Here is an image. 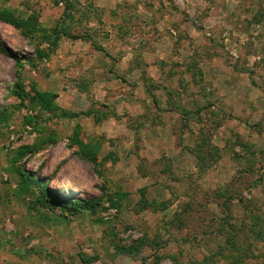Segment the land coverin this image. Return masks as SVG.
<instances>
[{
	"label": "rangeland",
	"instance_id": "obj_1",
	"mask_svg": "<svg viewBox=\"0 0 264 264\" xmlns=\"http://www.w3.org/2000/svg\"><path fill=\"white\" fill-rule=\"evenodd\" d=\"M0 12V264H264V0Z\"/></svg>",
	"mask_w": 264,
	"mask_h": 264
},
{
	"label": "trees",
	"instance_id": "obj_2",
	"mask_svg": "<svg viewBox=\"0 0 264 264\" xmlns=\"http://www.w3.org/2000/svg\"><path fill=\"white\" fill-rule=\"evenodd\" d=\"M33 20H31V21H33ZM0 21L6 23L8 25L14 26L16 28L20 27L19 21H17L15 19V17L12 14L8 13V12H0ZM53 33H54V37H55L54 38V47H56L59 44L60 40H61V36L65 37V38H66V36H65V34L63 32H61L59 30V28L56 29ZM0 52H2L3 54H5V55H7L9 57H13L11 55V53L7 49H5V47L2 46L1 44H0ZM39 57H43V54H39ZM21 83H22V79L18 78V82L16 84V88H17V91H19L20 93L23 92L22 91L23 87H22ZM34 94H35V96H34L35 100H34L33 103H35V106H37L43 112L50 113L52 111V106L54 104V101L58 98V96L47 94V93H42V92H35ZM73 117L77 118V116H73ZM32 124L33 123H30L28 126L34 128V126ZM45 192L46 191L43 192L44 195H46ZM43 200H44V202L46 204H48V202L45 201V199H43ZM56 202L59 205H62V207H64L65 209L70 210L71 212H79V211L81 212L82 210H86L87 207L93 208V205H95L93 202H75V203H73L71 205H66V204H63V203H59L58 201H52L51 204L53 206H56L57 205Z\"/></svg>",
	"mask_w": 264,
	"mask_h": 264
},
{
	"label": "built area",
	"instance_id": "obj_3",
	"mask_svg": "<svg viewBox=\"0 0 264 264\" xmlns=\"http://www.w3.org/2000/svg\"><path fill=\"white\" fill-rule=\"evenodd\" d=\"M172 34H173V35H175V33H174V32H172ZM28 130L30 131V128H29Z\"/></svg>",
	"mask_w": 264,
	"mask_h": 264
}]
</instances>
